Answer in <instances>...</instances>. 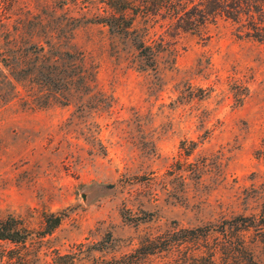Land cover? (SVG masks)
<instances>
[{"label": "rangeland", "instance_id": "rangeland-1", "mask_svg": "<svg viewBox=\"0 0 264 264\" xmlns=\"http://www.w3.org/2000/svg\"><path fill=\"white\" fill-rule=\"evenodd\" d=\"M59 2L0 0V217L34 231L0 241L4 261L264 264V43L224 16L200 34L164 12L126 32L100 21L120 14L109 0ZM65 51L85 85L40 83L42 54ZM155 239L170 248L144 254Z\"/></svg>", "mask_w": 264, "mask_h": 264}, {"label": "trees", "instance_id": "trees-1", "mask_svg": "<svg viewBox=\"0 0 264 264\" xmlns=\"http://www.w3.org/2000/svg\"><path fill=\"white\" fill-rule=\"evenodd\" d=\"M63 4H67L68 0H60ZM111 7H116L119 10V15L111 14V17L100 19L106 22L111 29L118 26L121 21L125 22V30L128 32L134 27V22L138 16L148 17V15H157L163 13L172 19H176L175 27L184 31H191L200 34L203 28L209 24L214 23L218 17L224 16L239 24L240 31L243 35L253 38L259 42L264 43V0H109ZM59 2V0H57ZM60 3V2H59ZM60 7L61 4H59ZM135 28L133 29V31ZM148 33H145L143 38H133L134 45L140 51L143 58L147 60L152 59L153 64L145 65V68L155 66V56L158 50L154 49L153 45L149 43ZM43 49V48H42ZM38 53V52H35ZM45 59V65L36 64L33 71L36 76L40 75V83L50 87L62 88L66 85L75 84L85 85V70L82 59L74 52H47L42 54ZM40 67L45 68V71ZM63 215L51 214L46 218V226L38 235L45 237L51 234L62 222ZM241 232L248 231L252 227H256L257 221L254 217L240 218ZM239 226V224H237ZM236 225V226H237ZM233 228V226H232ZM194 238L200 235L207 237L211 235L212 230H207L204 234H196V230H192ZM34 231L22 225L21 220L9 216L4 219L0 217V241H10L15 245H25L32 236ZM200 238V237H199ZM158 239L151 240L149 243L155 248H150L144 251V254H153L158 250L169 249L166 242L164 246H158ZM167 244V245H166ZM144 244L142 245V247ZM139 247L136 252H140ZM216 247L213 248L211 255L214 256ZM133 254L125 255L131 257ZM8 257L0 250L1 264H7L4 259ZM12 259V257L9 256ZM254 263L255 260L251 258ZM119 262V261H118ZM116 262V263H118ZM114 263V264H116ZM12 264V262H9Z\"/></svg>", "mask_w": 264, "mask_h": 264}, {"label": "water", "instance_id": "water-1", "mask_svg": "<svg viewBox=\"0 0 264 264\" xmlns=\"http://www.w3.org/2000/svg\"><path fill=\"white\" fill-rule=\"evenodd\" d=\"M85 196V195H84Z\"/></svg>", "mask_w": 264, "mask_h": 264}]
</instances>
